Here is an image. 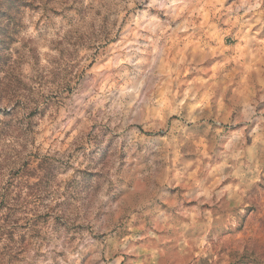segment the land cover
<instances>
[{
	"label": "clouds",
	"instance_id": "1",
	"mask_svg": "<svg viewBox=\"0 0 264 264\" xmlns=\"http://www.w3.org/2000/svg\"><path fill=\"white\" fill-rule=\"evenodd\" d=\"M0 264H264V0H0Z\"/></svg>",
	"mask_w": 264,
	"mask_h": 264
}]
</instances>
